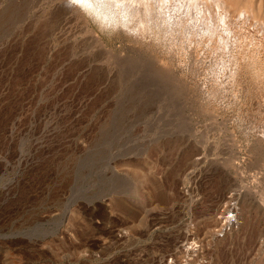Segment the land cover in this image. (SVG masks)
<instances>
[{"label":"rangeland","instance_id":"1","mask_svg":"<svg viewBox=\"0 0 264 264\" xmlns=\"http://www.w3.org/2000/svg\"><path fill=\"white\" fill-rule=\"evenodd\" d=\"M35 1L0 0V264H264V96Z\"/></svg>","mask_w":264,"mask_h":264},{"label":"bare ground","instance_id":"2","mask_svg":"<svg viewBox=\"0 0 264 264\" xmlns=\"http://www.w3.org/2000/svg\"><path fill=\"white\" fill-rule=\"evenodd\" d=\"M42 2H47L42 17L49 20L40 18L39 22L48 30L62 33L77 29L100 49L108 46L102 37L107 34L131 48L201 50L205 57L221 62L225 81L251 82L253 95L264 96V0H86L83 5L72 0ZM34 26L38 27L37 21ZM174 56L171 60L178 61ZM260 105L264 106V101ZM195 157L194 162L199 159Z\"/></svg>","mask_w":264,"mask_h":264},{"label":"snow or ice","instance_id":"3","mask_svg":"<svg viewBox=\"0 0 264 264\" xmlns=\"http://www.w3.org/2000/svg\"><path fill=\"white\" fill-rule=\"evenodd\" d=\"M72 2L83 5L84 3H86V0H72Z\"/></svg>","mask_w":264,"mask_h":264}]
</instances>
